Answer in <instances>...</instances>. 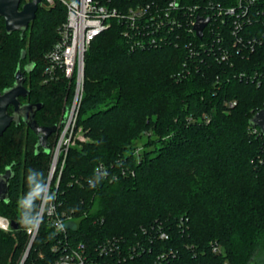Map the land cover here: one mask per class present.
Masks as SVG:
<instances>
[{
  "label": "trees",
  "instance_id": "1",
  "mask_svg": "<svg viewBox=\"0 0 264 264\" xmlns=\"http://www.w3.org/2000/svg\"><path fill=\"white\" fill-rule=\"evenodd\" d=\"M66 18L58 0H44L24 34H9L0 17V92L13 86L19 65L25 71L35 64L26 73L30 94L20 100L44 103L36 114L44 126L62 121L73 95L63 77L44 82L47 52ZM203 58L190 60L174 45L131 52L117 24L93 40L77 120L88 141L77 140L60 155L51 190L72 216L75 240L139 239L144 227L162 226L170 239L154 241V251L141 257L147 264L171 250L161 264H264V135L253 134L250 124L264 108V85L240 77L264 69V54L234 53L233 63ZM58 137H49L51 153L37 152L38 138L24 122L0 137V173L7 167L14 173L0 216L20 225L0 229V264H18L23 255L28 237L20 201L34 184L45 189ZM42 195L34 200L36 217ZM51 232L43 220L26 264H48L44 239ZM216 243L223 253L213 252Z\"/></svg>",
  "mask_w": 264,
  "mask_h": 264
},
{
  "label": "built area",
  "instance_id": "2",
  "mask_svg": "<svg viewBox=\"0 0 264 264\" xmlns=\"http://www.w3.org/2000/svg\"><path fill=\"white\" fill-rule=\"evenodd\" d=\"M58 1L66 6L67 18L59 28V39L47 52L48 66L44 72V82L63 77L72 86L73 95L66 109L68 116L65 125L60 129L62 135L57 151L53 152V166L38 210L37 218L40 223L34 230L26 228L27 244L18 264H26L39 237L43 220L52 229L51 234L44 239L47 257L50 258L48 264H147L148 259L141 257L154 251V241L170 239L165 228L144 227L143 235L139 239L113 237L96 244L77 241L68 228L72 216L60 209L61 204L51 193L58 169V150L64 145L63 152L66 156L74 139L73 132L84 94L86 52L96 37L117 24L131 52L174 45L183 46L190 60L204 61L203 56L207 54L217 61L230 63H233L234 53L235 56L243 57L257 51L264 54V0H236L235 3L232 0ZM45 2L53 5L55 0ZM199 16L209 18L202 38L198 37L194 29ZM240 77L258 87L264 85V69L261 66L252 74L241 73ZM236 104L233 101L229 106L234 107ZM252 133L264 135L255 126ZM64 161L65 159L57 175L56 186ZM260 163L264 166V149ZM182 225L183 219L179 226ZM0 229L6 232L12 230L11 221L0 216ZM213 252L221 254L223 248L216 243L213 245ZM172 253V250L163 251L158 255L157 262L151 264L165 261ZM39 258H45V253L40 252Z\"/></svg>",
  "mask_w": 264,
  "mask_h": 264
},
{
  "label": "water",
  "instance_id": "3",
  "mask_svg": "<svg viewBox=\"0 0 264 264\" xmlns=\"http://www.w3.org/2000/svg\"><path fill=\"white\" fill-rule=\"evenodd\" d=\"M44 0H30L21 5L22 0H0V17L4 18L6 30L9 34L19 31L24 34L35 20L40 5ZM209 22V18L199 16L194 29L198 37L202 38L204 29ZM25 56V53L23 54ZM35 64L26 67L25 71L19 65L15 73V82L13 86L0 92V137L4 132L15 123L17 125L24 122L37 136V152L42 148L45 152L51 153L49 137L65 125L68 110L64 119L56 125H40L36 120V114L40 111L44 103H22L21 98L28 97L29 88L26 87L27 72L33 71ZM12 107V112L9 108ZM252 126L260 128L264 134V108L259 110L250 119ZM14 173L12 167H7L5 172L0 173V202H9L10 200V180ZM11 227L17 230L20 225L12 221Z\"/></svg>",
  "mask_w": 264,
  "mask_h": 264
},
{
  "label": "clouds",
  "instance_id": "4",
  "mask_svg": "<svg viewBox=\"0 0 264 264\" xmlns=\"http://www.w3.org/2000/svg\"><path fill=\"white\" fill-rule=\"evenodd\" d=\"M27 179L29 185L34 183L33 177L31 175H28ZM43 192L44 188L40 184H34L32 190L28 193L27 198L20 201L21 208L25 209V211H23L21 214L20 223L30 231L36 229L39 226L40 219L32 214V208L34 200L40 197ZM49 199H51V197H49ZM58 227L62 228L63 225H58Z\"/></svg>",
  "mask_w": 264,
  "mask_h": 264
},
{
  "label": "rangeland",
  "instance_id": "5",
  "mask_svg": "<svg viewBox=\"0 0 264 264\" xmlns=\"http://www.w3.org/2000/svg\"><path fill=\"white\" fill-rule=\"evenodd\" d=\"M28 2V1H27ZM29 85L27 84V87ZM72 92V91H71ZM73 94V92H72ZM70 102V101H69ZM61 130H59V137H58V141H56V145L54 146V153L57 151V148H58V144H59V140L61 138ZM73 140L71 141V144L74 145L75 142L77 140H80V141H88V138L84 135V131H83V128L81 126L75 127V130L73 132ZM148 141V138L145 136L143 137V139L139 142V147L142 149L144 147V144ZM63 147H60L59 150H58V162H57V165H56V169L58 168V164H59V160H60V155L63 153ZM53 162H54V155H53ZM53 162H52V166H53ZM56 164V163H55ZM52 168V167H51ZM57 171V170H56Z\"/></svg>",
  "mask_w": 264,
  "mask_h": 264
}]
</instances>
